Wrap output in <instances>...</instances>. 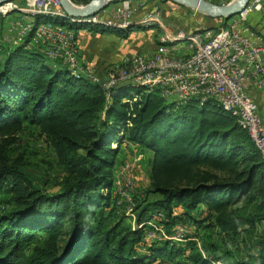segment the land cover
<instances>
[{"label":"trees","instance_id":"trees-1","mask_svg":"<svg viewBox=\"0 0 264 264\" xmlns=\"http://www.w3.org/2000/svg\"><path fill=\"white\" fill-rule=\"evenodd\" d=\"M151 1L161 16L174 15L175 5L195 16L199 28L188 29L189 19L181 23L178 14L176 29L187 32L217 29L227 20L171 0ZM35 19L76 34L85 29L126 37L141 27L50 15ZM0 55V264H214L193 246L195 240H188L191 247L166 239L150 244L147 226L130 224L124 202L111 191L115 167L123 162V139L148 155V186L134 195L135 224L158 210L167 228L182 222L236 239L264 222V161L247 131L217 101L192 98L176 106L157 89L137 86L117 87L106 96L99 84L72 77L36 48L16 46ZM130 91L138 95L131 103L124 101ZM24 123L39 128L64 172L54 192L21 156L11 157L10 139ZM221 264H264V236L256 239L254 253Z\"/></svg>","mask_w":264,"mask_h":264},{"label":"built area","instance_id":"built-area-1","mask_svg":"<svg viewBox=\"0 0 264 264\" xmlns=\"http://www.w3.org/2000/svg\"><path fill=\"white\" fill-rule=\"evenodd\" d=\"M143 4V1L133 5L132 0H121L111 9L115 15L107 19L97 16L98 13L85 18L70 17L60 0H26L25 8L8 1L0 3V14L5 16L12 8L22 14L6 24L4 35L8 42L13 41L26 50L38 49L51 61L64 66L72 77L99 84L106 96L117 87L137 86L145 91L157 89L161 97L176 106L192 98L201 103L209 99L217 101L247 131L264 161V39L244 24L251 11H264V0H248L237 14L217 29L206 28L199 32L165 26L155 12L132 18L136 8ZM35 15L120 28L130 25L157 27L162 33L153 53L137 52L126 57L102 78L92 63L80 57L73 29L49 21L36 23ZM251 88L259 92L260 106L249 94ZM129 95L124 101L131 103L138 98L133 91ZM140 159L139 153L135 159L121 165L119 175L126 187L123 190L125 199L118 198V203L131 200L128 194L134 185L132 166ZM127 207L126 214L134 216L132 208ZM163 218L162 212L154 211L144 222L134 226H147L146 239L149 236L159 240L161 234L173 242L195 239L189 237L190 226L182 222L175 223L171 232L165 234V226L156 225V220Z\"/></svg>","mask_w":264,"mask_h":264},{"label":"rangeland","instance_id":"rangeland-1","mask_svg":"<svg viewBox=\"0 0 264 264\" xmlns=\"http://www.w3.org/2000/svg\"><path fill=\"white\" fill-rule=\"evenodd\" d=\"M91 1L92 0H86V1L85 0H70V2L72 3L70 4V6L79 8L80 6H85L89 4ZM105 1L106 2L102 6V8L99 9L95 14L89 15V17H91L92 15H96L100 10H102L104 7L109 6L110 4L111 6H113V5H116L115 3L121 2V0H105ZM171 1L174 3L180 4L176 1H173V0ZM11 2L13 4H16L20 8H25L26 0H11ZM208 2H212V1H208ZM217 4L222 5V3H217ZM223 4H227V3L224 2ZM188 8L190 9V7ZM20 14L21 13L15 10V8H12L5 16L4 15L2 16L0 14V54H3L5 50L8 48V46L10 45L15 46V47L17 46L15 45V42L13 41L8 42V40L5 38L4 28L6 24H8L13 18H18ZM113 14L114 13H112L111 11H108V13L106 14L107 16L105 15V18L111 17ZM200 14L208 16L207 14H204V13H200ZM83 17L85 18V16ZM209 17L217 18L214 16H209ZM157 34H159L158 30H157ZM41 53L45 56L43 52ZM0 56H3V55H0ZM120 137H121V134L119 133L118 136L113 138V141L118 140ZM10 141L11 142L9 146V149H10L9 152L11 154V157L21 156L24 159L28 169L31 170L36 176L42 179L46 189L49 190L50 192L56 191L60 185L61 179L64 177V172L61 169V167L58 165L57 158L55 156L54 151L52 150L48 142L45 140V137L40 133L39 128L35 125L24 123L22 128L13 135ZM116 144H117L116 142H112L113 147H116ZM120 153L121 151L119 150L118 155ZM128 158L129 157L126 156L125 158L126 161L124 159L123 162H127ZM142 161L143 159H140L136 163L133 162L132 167H133L134 175L138 167V164L141 163ZM146 161H144V164H143L144 168L147 167ZM142 171H143V168H142ZM114 173H115L114 179L115 181L117 179L119 183L117 184V187H114L113 194L114 196H117L120 199H125V196L123 195V190L126 187V185H124V183L122 184V180L120 179V175L118 174V171L116 170ZM144 175L146 177L148 175L146 173V170H145ZM135 184L137 187V182L134 179L133 190L130 191L128 194L129 198L131 197L130 198L131 200L125 202L126 207L130 206L132 208L134 205L137 204L138 198L136 196L134 197L137 191ZM143 184H144V180H143ZM242 209H243V206L239 208V210H242ZM128 215H129L130 224L135 225V217L132 215L130 216L129 213ZM161 224L165 226L164 233L165 234L170 233L171 227L167 228L164 220H156L157 226H160ZM190 230L192 232L191 234L192 237L195 238V241H194L195 243L193 246L198 248V250L201 251L202 254L206 258L213 260L212 262L214 264H221L225 261H231L237 257H242V254L254 253L256 239L261 236H264V222L259 223L252 230L243 232L236 239L230 238V237H222L216 232V229H214L213 227L207 228V226H205L197 230L194 228V225H193L190 227ZM148 237L145 240L146 243L152 244L155 242L154 239H151ZM159 240H164V237H162V234ZM188 240L190 239H186L185 241L175 242V243L176 244L183 243V245L191 247L192 245H190L191 243L190 244L188 243L190 242ZM140 250L143 253L146 251L143 248H141Z\"/></svg>","mask_w":264,"mask_h":264},{"label":"crops","instance_id":"crops-1","mask_svg":"<svg viewBox=\"0 0 264 264\" xmlns=\"http://www.w3.org/2000/svg\"><path fill=\"white\" fill-rule=\"evenodd\" d=\"M143 1L144 4L141 7L136 8L135 14L138 12L139 17H143L146 14L154 13L157 14L159 19L163 22V25L172 27L173 29H176L178 27V21L179 15H183V18L181 23L186 19H189V21L184 22V25H188V29L190 28H199V21L192 19V17H195L189 15L188 13L185 14V10H180V7L175 5L174 7H171L173 12H171L174 15L171 16H165L158 10V5L153 4L151 0H132L133 5L136 4V2ZM229 0H212L214 3H224L228 2ZM118 5L119 3H115ZM116 5L111 6V4L107 7H105L102 11L98 12V16L105 19V15L108 13V11H111L113 7ZM184 11V12H183ZM107 16V15H106ZM165 16V18H164ZM169 17V18H167ZM172 17V19H171ZM186 17V18H184ZM108 18V17H107ZM106 18V19H107ZM169 19L171 21H169ZM177 19V20H176ZM165 20L168 21V23L165 22ZM244 24L251 29L252 31H255L262 35L264 39V11L263 12H255L251 11L245 21ZM157 27H151V28H145L141 26L140 28L133 29L130 34L126 37H121L118 35H115L114 33H91L85 29H80L77 32V40L79 44V55L86 59L88 62L92 63L96 71L99 73V75L102 78L106 77V72L120 64L122 60L126 57H131L137 52H142L144 54H151L154 52L156 45L158 43L157 38L161 34H157ZM15 46H8L9 49L14 48ZM249 94L255 99V101L260 106V94L255 88H251L249 90ZM120 151L121 153L118 155V158L123 161L126 156L129 157L128 161H131L136 158V156L140 153L141 159L143 161L138 164V167L136 169V178H137V195H140L138 189H142L148 186L149 180L144 175V161L148 158L147 153L141 152L137 145L132 144L131 142H128L127 140H121L120 141ZM126 161V159H125ZM124 163V162H123ZM122 165V164H121ZM120 164H118L115 167L114 172L117 170L118 174L120 172ZM143 166V171H142ZM115 174V173H114ZM144 180V184H143ZM119 181L114 179L113 186H112V193L114 187H117V184ZM200 209H197V211ZM176 214H181L182 208L181 207H175L174 209ZM193 215H196V211L193 212Z\"/></svg>","mask_w":264,"mask_h":264},{"label":"water","instance_id":"water-1","mask_svg":"<svg viewBox=\"0 0 264 264\" xmlns=\"http://www.w3.org/2000/svg\"><path fill=\"white\" fill-rule=\"evenodd\" d=\"M11 0H0V3L8 2ZM176 1L186 7H190L191 10L199 13L207 14L208 16H214V17H224L226 19L234 16L237 14L243 6L247 3L248 0H244L241 3H235L233 4V0H229V2H226L227 4L219 5L214 2H208L205 0H173ZM61 6L64 9V11L70 16V17H83V16H89L91 14H95L99 9L102 8V6L105 4V2L101 4H96V0H92L89 4L85 6H80L79 8L70 7L64 0H60ZM70 4V0H68ZM83 7V8H82Z\"/></svg>","mask_w":264,"mask_h":264},{"label":"bare ground","instance_id":"bare-ground-1","mask_svg":"<svg viewBox=\"0 0 264 264\" xmlns=\"http://www.w3.org/2000/svg\"><path fill=\"white\" fill-rule=\"evenodd\" d=\"M69 6H70V3L67 1V0H64ZM244 0H233V4H235V3H241V2H243ZM103 2H105V0H96V4H101V3H103ZM70 7H72L73 8V6H70ZM80 9V8H79Z\"/></svg>","mask_w":264,"mask_h":264},{"label":"clouds","instance_id":"clouds-1","mask_svg":"<svg viewBox=\"0 0 264 264\" xmlns=\"http://www.w3.org/2000/svg\"><path fill=\"white\" fill-rule=\"evenodd\" d=\"M112 186H113V185H112ZM115 197H117V196H115ZM154 211H158V210H154ZM154 211H152V212H154ZM152 212L148 213L147 218L150 216V214H151ZM160 212H161V211H160ZM162 214H163V213H162ZM163 216H164V214H163ZM147 218H146V219H147ZM146 219H145V220H146ZM145 220H144V221H145ZM161 220H164V221H165V220H166V219H165V216H164V218L161 219ZM144 221H142V222H144ZM173 225H174V224H173ZM173 225H172V226H173ZM187 225H189L190 227L193 226L192 224H191V225H190V224H187ZM133 226H134V225H133ZM172 226H171V228H172ZM191 234H192V232H191ZM191 234H190V236H189L190 238L192 237ZM192 238H194V237H192ZM190 240H195V239H190Z\"/></svg>","mask_w":264,"mask_h":264}]
</instances>
